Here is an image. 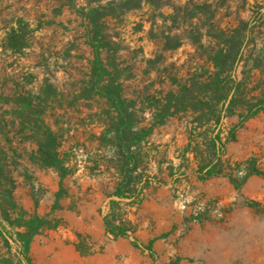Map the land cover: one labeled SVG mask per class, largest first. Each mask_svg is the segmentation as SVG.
Returning <instances> with one entry per match:
<instances>
[{
  "label": "rangeland",
  "instance_id": "1",
  "mask_svg": "<svg viewBox=\"0 0 264 264\" xmlns=\"http://www.w3.org/2000/svg\"><path fill=\"white\" fill-rule=\"evenodd\" d=\"M108 1L0 0V264H23L16 231L31 218L46 223L29 243L31 264H69V245L106 264H264V179L253 173L264 172V109L242 118L264 91V0H162L95 28L87 13ZM236 28L243 88L228 109L210 59L221 31ZM95 35L103 83L131 115L130 188H143L126 212L135 231L116 240L102 218L123 158L117 114L91 88ZM254 59L260 71L250 72ZM211 167L220 174L205 178Z\"/></svg>",
  "mask_w": 264,
  "mask_h": 264
},
{
  "label": "trees",
  "instance_id": "2",
  "mask_svg": "<svg viewBox=\"0 0 264 264\" xmlns=\"http://www.w3.org/2000/svg\"><path fill=\"white\" fill-rule=\"evenodd\" d=\"M161 3L162 0H112L108 1L105 6L90 9L87 15L90 18V23L95 28L98 27L99 21L109 18L115 15H123L127 12L135 9H139L143 4L152 5L153 3ZM219 48L212 54L211 61L216 70L215 78L211 83V88L217 93V102L223 104L228 100V109L234 105L240 90L243 88V81L238 80L234 67L240 62L238 59L240 52L243 48L244 34L243 29L236 28L230 31H221ZM101 39L95 35L91 38L90 44L93 48V63H92V75H91V88L100 97L105 98L113 110L117 114L116 123H114L113 141L118 149L119 154L122 156L120 175L121 180L116 186L113 193L109 196L108 207L106 213L103 215V223L105 232L112 239L127 237L129 233L135 231V226L127 220V209L138 205L139 193H141L142 187L132 190L130 184L132 182L131 174L136 170V164L131 155V147L135 142L134 133L131 131V115L127 111V107L120 98L117 89L111 84L103 83V76L106 75L107 70L100 57ZM253 66L251 71L259 70L260 63L258 59L253 60ZM258 61V63H257ZM233 72V73H232ZM261 72L264 73V70ZM225 75V76H224ZM253 103H248L245 114L242 115L243 120H247L264 109V91L259 97L254 98ZM220 109L215 117V124L219 123ZM230 110H227L226 115L232 114ZM210 152L219 161L220 155L223 153L224 143L221 142L220 133L217 132L210 138ZM254 174L261 176L264 179V172L253 171ZM220 174V170L215 167L208 168L204 177H211ZM15 209V207H14ZM5 221L4 219H2ZM45 220L40 218H31L26 221L24 225V232L16 231L18 250L17 255L21 256L23 264H31L28 258L29 243L33 235L37 234L40 229L46 228ZM0 230L4 233V225H0ZM6 233V232H5ZM8 239H12L10 235H5ZM135 246H138L136 241H133ZM144 250L149 252L151 258H153L152 242L147 245L141 246Z\"/></svg>",
  "mask_w": 264,
  "mask_h": 264
},
{
  "label": "crops",
  "instance_id": "3",
  "mask_svg": "<svg viewBox=\"0 0 264 264\" xmlns=\"http://www.w3.org/2000/svg\"><path fill=\"white\" fill-rule=\"evenodd\" d=\"M65 258L68 259L69 264H106V259L109 257L104 254H81L73 245L63 248ZM109 261H111L109 259Z\"/></svg>",
  "mask_w": 264,
  "mask_h": 264
},
{
  "label": "built area",
  "instance_id": "4",
  "mask_svg": "<svg viewBox=\"0 0 264 264\" xmlns=\"http://www.w3.org/2000/svg\"><path fill=\"white\" fill-rule=\"evenodd\" d=\"M77 157L81 158V155L78 154ZM239 174H242V172L240 171ZM205 207H206V205H205L204 201H201L199 203V205L194 209V213H193L194 217H198V216L202 215L205 211Z\"/></svg>",
  "mask_w": 264,
  "mask_h": 264
}]
</instances>
